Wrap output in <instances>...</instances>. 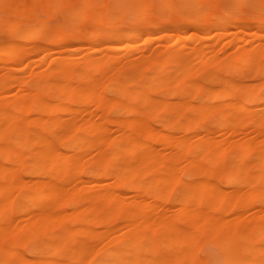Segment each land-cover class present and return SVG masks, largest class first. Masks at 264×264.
<instances>
[{"label": "rangeland", "instance_id": "374dc122", "mask_svg": "<svg viewBox=\"0 0 264 264\" xmlns=\"http://www.w3.org/2000/svg\"><path fill=\"white\" fill-rule=\"evenodd\" d=\"M66 1H67V3L64 5L63 4H57V5L55 4V6H54L53 4H48L47 0H0V42L8 41V40L16 39V38L22 39L23 37H25L27 35V33L32 28L37 27V26H42L45 24L47 25V27L43 28L36 35V39L39 41L40 45L43 46L44 50L40 51V50H36L35 48L34 49L31 48L30 52L26 53V55H24L23 58H21L19 61L15 62V63L5 64L2 60V58H0V80L4 79L8 75H11V77H12V78H10L11 80H10L9 86L7 85L8 88H6L4 90V92L3 91L0 92V94H2V98L7 100V101L4 100V102H3V99L1 98L2 106L8 105V103L10 104L12 99H14L16 97V95H18L20 93L21 94L26 93V92L32 93V92H29V91H32V89H31L32 87L35 90V88L38 85H40V82L42 84V81L48 76L47 74L50 73V71H48L47 70L48 68L46 69V67L48 66V64L51 63V61H50L51 59H52V61H53V58L59 59V60H64V59L69 57L70 59H69L68 63H71L73 65L70 64L72 66L71 67L68 64L71 67L72 71L70 70L71 73L69 72L70 77L68 76V74H66V75H67V79H70L72 81V82H70V80H69V83L73 84L72 86L77 85L80 87H84V86H87L88 84L90 86L91 84L94 83V81H95V83L99 84V85L96 84L97 87L95 86V88H92L93 86L91 85V88L94 89L93 91L95 92V94H99V96H100V98L98 97V99H100V101L99 100H98L99 102L96 101L97 106L95 105V103L93 104L94 101L92 102L91 99H90L91 101L87 100V101H90V103L87 104L88 102L86 101L85 102L86 105L83 104L84 106L79 104V103H75V102L72 104V106L77 108V109H83V111H82L83 113L80 116H78L77 118L84 119V118H89V116H90L94 119L96 117L97 119H102V120H100V123H102L103 118L107 119V117L108 118L110 117L109 119L111 120V118H115L118 116L122 120H126L129 118L128 116H131V114H137V110L138 111L141 110L142 112L145 113L146 124H147L148 129L150 130L151 134H154V135H152V142H151L152 146H150L149 151L152 152L154 154V156L158 157V161L149 164V165H153L152 169H150L151 166L148 165L149 168L147 167V171L150 170L147 172L148 174L145 173L144 175L139 176L136 179L137 182H139V181L141 182V185H142V183L143 184L145 183L144 184L145 186L143 187L144 191H142V193H141V191H139V189L134 190V189L127 187L128 185H126V186L120 185L117 188H114V192L116 191L115 193H117V194L120 193L122 195L123 193L127 192L126 193L127 195L123 194V196H122V197H124V195H126V198L124 197L121 200V201H124L123 202L124 205H121V210H117L119 212L116 211L117 214H116V212H114V213L112 212V214H115L113 216H112V214L111 215L109 214V216H108V213H110V211H112V210L108 209L109 207L106 208V210L109 212H107L104 209V211L107 212V215H106V212H104L103 210L98 208V210L100 209L101 212H103V214H101V217H103V216L105 217V218L103 217V220L101 219L102 221L100 222V217L98 218V216L100 215L99 214L100 212L98 210H97V212L94 210H96L97 207L100 205L99 201H101L103 203L104 200L99 199L100 196H98L97 198H95L97 200L99 199V201L97 203V202H95L97 200H95V201L92 200L93 198H90V196L92 197V195H91L92 191L94 192L95 190L96 191L94 193H96V192L100 193V191H101V194L109 193L112 190V184H111L112 179H111V177H107V176L102 177L103 174H100V177L98 178V180L93 181L94 183L91 182L92 181L91 180V172L96 168L95 167L96 162L94 163L93 161H97V163H98V162L104 161L106 158L109 157L108 155H106V153L112 151V149L114 147V142L116 141V139H118L117 137L119 136V132H120V131L118 132V129L116 130L115 124L113 122H112L113 125L112 124L111 125L108 124L109 126L106 125L105 126L106 129H103L105 131V133L102 134L104 132L103 130H102L103 132L101 131L102 133H100L101 137L105 135L104 136L105 138L103 137L102 141L99 139V141H101V143L98 142V144L96 143L97 145L95 143H93V145H91V147H90L92 149L88 150L89 149L88 148L86 152L84 151L85 154H83V152L79 153V155L83 154L82 156L78 155L79 158L82 159L79 161H81L80 163L83 165V167H82V165L80 164L81 168H79L80 172L78 173L80 176L77 174L76 176H78V177L75 176V177L71 178L69 181L65 182L66 183V184H64L65 186L63 185L65 187L64 190L66 191L64 193H66V194H69L68 187H69V190L73 191L72 188H75V189H81L82 188L83 189V186L85 184V185H87V188H85V190L83 189L82 191H79V190L75 191L76 192V194H74V197L76 196L74 199L75 205L74 204L71 205L67 198H66L67 201H65L63 199L65 204L63 203V200H61V202H59V200H58V202H57V197L55 195H54V197L56 198L55 199L56 202L54 201V197L52 198L53 200L52 199L51 200L43 199L41 202L42 203L41 206L43 207L44 210H48L47 208L53 207L54 203H58L57 206L59 204L61 205L62 203L64 204V205L63 204L61 205L62 207L58 206L59 209L56 208L57 206L55 205L56 206L55 210L57 209L56 211L53 210L54 207L51 208V211L52 210L54 211L56 217L59 214V217L56 219L57 221L59 220V223L57 224V221H55L56 223L52 222L51 225H50V223H47L45 228H42V230L44 229L43 231L39 230L33 236H30L29 231H28L30 229H28V228L32 224L30 219L33 217H30V219L28 217V218H26L27 220H25V218H24L25 215L23 214L22 210L29 208L30 212L32 211L31 214L33 216V214L35 215L40 210H43V209H42V207H41V209H39L40 206H37V204L35 202H34V205L36 204V206H32V205L27 206L25 199H24L25 198L24 195L28 191H31L33 188H35L36 186H38L40 184H42L44 186H48L49 185L48 183H51V182L52 183H58L60 181V179L62 178L63 174H61L59 172H57V173L52 172L49 176V175H47L41 171V172L30 175L26 171H27L28 163H30L31 158H27L25 156L24 160L22 161V163L24 161L26 162V164H24V166H23V168H25V169H23L21 165L20 166L18 165L19 167L16 168L17 171L16 172L14 171V173H13V175L16 178L17 177L20 178V180L17 179L20 183H21V179H22L21 184L23 186L21 185L22 186L21 187L20 185H18L16 188H13L10 186L9 189H7L9 191L7 193V196H8V194L9 195L11 194L10 195L11 198H10V196H8L10 201L8 200V202H5L4 208L10 206L11 209L13 210V211L11 210L12 213H11V211L8 213V217L6 216L7 221H10L9 224L11 223V225L13 226L12 229H9V230H12L13 233L9 230L8 231L11 234L7 233L8 231H5L7 229L4 230L7 234L3 231L6 235H4V234L2 235V232L0 233L1 234L0 237L2 238V239L0 238L1 239L0 248H6L9 246V247H12L14 250L15 249L18 250V253L21 252L20 253L21 255L16 254L18 258L19 257L27 258V256H28L29 259H32V258L34 259L36 257V260H37V258H38V260L40 259L39 261L48 258L50 260L56 259L54 261H57V262L58 261L64 262L63 261L64 259L68 260V258L71 255L75 256L77 253H79L82 249L81 247H83V248L86 247V248H84L85 249L84 255H85V253L88 251V249H87V247H88L91 251L89 250L90 252H87V254H91V252H93V254H91V257L89 256L88 258L86 257L87 254H86V256H84L82 254L83 255L82 257H84V259L86 257V259H87V260H85L86 263H82V264H95L101 260V258L103 257L104 251H106V250L123 251L125 246L127 245V242H125L124 238L128 237L127 239L129 241L128 240L127 241L130 243V244L128 243L129 244L128 246L132 247V249H135V246L137 244H136L134 238L138 235H142L143 233H145V234L150 235V237L155 242L156 247H154L155 249L153 251H155L161 255H164V256L172 255L173 252L178 251L179 247L184 245L183 242H185L184 240H186L184 238L187 236H185L183 238L184 239L183 242H180L181 239L179 240L180 245L178 246V249H175V248H177V246L175 247L172 244L169 246L163 245V247L164 246H166V247L164 249L161 248L162 243L165 241L164 239H166V243L169 242L168 241L169 237L165 236L167 233L163 232L164 230L160 227L161 223H159V220L161 221V217L164 215L162 217V219H165L167 222H170L171 224L173 223L175 225L176 229L178 227L180 229V226H181L182 230H183V227H185L184 229H186V227H187V231H188L189 228H188V224H187L186 220L179 219V220L175 221V219H173L172 216L174 218H176V216H174V215H176L175 211H177V207L180 206L179 204H176V202L179 201L178 203L181 204L187 200L186 194L188 192V189H187V187H185V185L183 186L184 182L186 181L187 183H189V181L193 182V180H196V181L200 180V179L197 180L196 178L205 179V172L203 171L202 168H200L201 166L206 165V167H203V168L204 169L206 168V170H211L213 172L212 175L208 178V182H209V180H210V182L214 181L216 184L214 182H213V184H215V185H212V183H210V182L209 183L214 187L215 186H217L218 188L220 187L223 191H221V190H219V191H221L222 193L225 190H226V192L227 191L230 192L232 189H237V190L239 189L240 190V188H241V190H242L243 189L242 187L246 186L242 182H244L245 184H248L247 185L248 187L246 186L245 189L243 190V192L249 188L250 189L252 188L251 190L249 189V191L253 192V190H255L257 187L264 186V181H262V179L258 182L257 180H259V179L256 176H254V178H253V176L248 177L246 175V173H249V172L252 173L253 171L261 169L262 166H264V165H262L261 162H259L255 159V157L258 154V148H256V147H258V145L264 143V97H262V96H264V84H262V82H264V67H262V64H264V54H262L261 51H260V54H258L259 49H264V37H261L258 40L254 39L255 34H260V35L264 36V26H262V25H264V3H262V1H264V0H253V1L252 0H244V1L243 0H198L200 3V6H201V8H200L201 12L198 11L196 13V22L194 24L191 22L189 23V21L187 20L190 18V14L192 12L191 4L188 0H93V6L95 7L96 10L93 7L92 8L93 11L90 10L86 13V16L84 18L85 20L81 23V27H80L82 34L79 37L69 35L68 38H66V40L52 42V38H53L54 34H56L58 32L60 25L69 26V25L74 24V23L72 24L71 22H67L64 20V16L69 11L71 6H72V8L76 9L81 4L80 0H66ZM29 6H31V7H29ZM64 6H66V7L64 8ZM19 8L22 10H28L29 15H32V18L35 17L36 19L34 18L35 21L34 20L32 21V18H31L30 20H28L29 22H27L29 24L25 23L18 30H11L10 26L12 24L13 19H12V17L6 16L5 14L7 12H10V11L12 12L14 9L16 10ZM188 8L191 10H189ZM135 10L140 11V13H143V15L137 17ZM113 12H116V13L119 12L118 14L119 15L122 14L121 17L125 18L127 21H129V19H130V21L128 23H131L132 21H134V22L136 21V29H137V27H139V28L141 27L140 28L141 31L138 32V35L135 38L130 39V40H128V39H124L121 41L118 40V41L114 42L113 44L116 45L118 48V50L116 49V51L113 50L114 52H112L111 50H107V49L102 48V46H103L102 44L107 45V44H109V42H107V41L104 42L103 40H100V34H99V33H101V30H103V28L104 29H106L107 27L111 28L110 27L111 21H110V23L105 22L104 18L106 16V14L112 15ZM144 12H146L145 15H144ZM133 14H135V15H133ZM210 14L214 15L213 16L214 18L210 17L209 16ZM215 14H217L218 16L219 15H221V16L227 15L230 17L231 22L229 21V24L228 25L226 24L227 26H225L224 30L227 32L224 31L226 33V34L224 33V35H226L224 37H221L222 35L221 36L218 35L219 36V38H218L216 34H213L214 26H212V25L213 24L216 25L217 19H218L217 17H215L216 16ZM115 16H116L115 14L112 15L113 18ZM77 17H78V14L77 13L74 14L75 21H76ZM139 18L142 19L143 21L142 20L140 21ZM36 20L37 21L40 20L41 22L37 23ZM206 20H208L209 22ZM46 21H49V22H46ZM204 21H206V22H204ZM241 22H243L244 24ZM236 23L241 24V25L238 26V24H236ZM93 24H96L98 26V40H100V42L102 41L104 43L101 42L99 44V41H98V44L96 46V48H98V50L88 54V53H86L85 48L87 46L88 33H89L90 29L92 28ZM102 24L103 25L105 24V25L103 26ZM150 24H152V27ZM148 25H150V26H148ZM154 25H156V26L154 27ZM160 25H162V26L160 27ZM146 27L147 28L150 27V32L147 34L145 31H144L145 33L143 32V28H146ZM88 28H89V30H88ZM151 29H153V30H151ZM64 30L66 31V29H64ZM84 30H86V31L84 32ZM163 31L164 32L167 31L166 33H170V34L172 33V36H170L168 39H167V37H162L161 33ZM233 32H234V34H233ZM245 32L248 33V35L247 34L245 35L244 34ZM193 33H195L197 36ZM177 34L181 35L183 38H187L188 41L183 43V45H184L183 47H180L179 49L177 47L176 50L175 49L171 50V52L174 55H176V58L181 60L180 63H182L181 65L179 64V66L177 65L178 63H176V64H174V66H172L173 64L168 65V63H169V62H167L168 59H165L167 61L164 60V58H165L164 52L165 51H163L164 48L162 47V44H163V46H165V44L168 45V43L170 44L172 42L171 40H174L175 37L179 36ZM192 34H193V36H195L194 38H192V36H191ZM184 36H186V37H184ZM71 37H72V39H71ZM157 38H159V39H157ZM235 38H239L240 41L234 40L232 42H229L230 40L235 39ZM187 39H185L184 41H186ZM161 40H165V41H161ZM61 42H63V43H61ZM65 42H68V43L70 42V44L65 43ZM23 46L27 48L26 44H23ZM130 48H131V50H130ZM53 49H55L56 51ZM102 49H104L106 51H103ZM126 49H129V51ZM200 50H202V51H200ZM52 51H54V52H52ZM198 53L201 54V56ZM211 54H212V57L209 59V56H211ZM239 54L251 55L253 60H254L253 61L254 65L252 64V66L245 67V68L240 67L239 61L236 58ZM195 55H196V57H195ZM197 55L200 57H198ZM197 58L198 59L200 58V59L198 60ZM88 59L89 60L93 59L91 61L96 63L91 71L90 70L88 71L86 69V66H85V63ZM204 59H205V62H204ZM211 59L215 60V61L213 60L214 65L211 64L212 63ZM102 60L104 63L102 62ZM207 60H209V61H207ZM230 60H232L233 63ZM79 61H80V64H79ZM160 61H162V62H160ZM195 61L197 62V64ZM198 61H200L199 64H198ZM157 62L160 63V64H158V67H157ZM165 62H167V63H165ZM194 62H195V64H194ZM201 62H204V63L201 64ZM234 62H236V63H234ZM215 64H216V66H215ZM133 65L135 67H133ZM161 65H162V67H161ZM186 66L189 67L188 68L189 72L187 71L189 74L186 72L185 73L188 74L189 76H187L185 73H183L184 74V77H183V75H181L180 72L178 74V71H179L178 67L181 69V68H184ZM233 66H234V70L230 71V69H233ZM236 66H237V68H236ZM176 67H177V69H176ZM176 70H178L177 73H176ZM46 71H48L49 73H47ZM84 71L86 73L88 72V74L92 75L91 77H93V78L90 77V80H92V79L94 80V78H95L99 83L96 80H94L93 82H91V81L89 82V79H87L86 76H85L86 78L83 77L82 80H81V78H76V76L78 74H81ZM210 71L212 73L213 72H215V73L212 74V73H210ZM89 72H91V73H89ZM113 72L115 73V75L112 77V75L114 74ZM229 72H230V74H229ZM117 74H119V75H117ZM176 74H178V75H176ZM208 74H210V75H208ZM137 75H139V76H137ZM180 75L184 78L183 81H182V78ZM212 76H216L215 77L216 79L212 78ZM59 77H61V75L57 77L60 80L61 84H64L65 81L66 82L68 81L66 79V77L62 76L63 77L62 80L65 79L63 81ZM79 77H81V76H79ZM84 78L87 80H85ZM155 78L159 81L153 86L150 85V86H152V87H150L149 86V83H151L150 80H153ZM111 79H113V81ZM218 79H219V81H218ZM20 81H24L22 83L23 85L19 84ZM192 81H194V82H192ZM230 81H232V82H230ZM113 82H115V83H113ZM227 82L230 84L232 83L233 85H236V83H237L236 86H238L240 88L251 86L250 88L252 89L253 93L254 94L256 93L257 95H259L262 98V100L260 99L259 102H255V103L251 104L250 105L251 110L248 109L249 111L248 110L241 111V112L239 111L236 117H232V118L228 119V121L226 122V127H232L235 129L236 132L231 133V134H225V137H226L225 139H227V141H228V139L230 140V141L225 143L226 140H224V142L223 141L220 142V140H219L221 138L220 135L222 134V132L224 133L225 130L222 131L223 128L220 126V124H218L214 121L215 120L214 118H216V115L220 114V112L222 110H224L225 105L231 101H229L227 99L226 100L225 99H216V100L212 101L208 97V95H207L208 92L206 90H209V89L218 90L219 87L220 88L225 87ZM69 83H68V85H71ZM190 83L192 84V86ZM193 83H196L195 84L196 86H194ZM100 85L102 86L101 87L102 90L100 88ZM118 85L121 86V89H119ZM176 85H177V87H176ZM106 87H108L109 89L108 88L106 89ZM103 89H104V91H103ZM131 93H132V95H131ZM134 93H136V94L139 93L138 94L139 97L136 96V98L132 100L131 97L133 96ZM145 93L148 96L150 95V97H148L151 100L150 103L151 102L156 103V102H159V100L165 101V103H167L166 109L163 111V114L165 115L164 121H157L156 120L155 114H157V113L153 112V114H152V112L149 109L150 106L148 105L147 102H145L143 100V96L146 95ZM49 95L51 96V92L47 91V92L42 94V98L44 97L45 100H50ZM104 95H105V97H104ZM95 96H97V95H95ZM140 96L142 98L141 100L144 102H141ZM106 97H108V98H106ZM114 97L115 98L119 97L118 100L121 99V100H119L120 104H121L119 111H117V112L114 111L113 109L115 106L113 104L111 105V103L109 102L110 106L103 107L105 109H103L102 111L105 113L104 110H106V113L105 114L102 113V117H97L96 115L91 116L92 115L91 113L99 112V110L98 111L96 110L97 112L96 111L94 112V110H95L94 108H96V109L101 108L100 105H103L102 102L103 103H104V101L108 102L107 100L111 101V99L113 100ZM103 99H104V101H103ZM138 99H139V101H137ZM149 99H148V101H149ZM134 100H136L137 102H135ZM243 100H245V96L243 94L236 95L235 101L232 102V109L235 108L237 102L243 101ZM62 102L65 103L66 100H63ZM51 103H54V102L52 101ZM136 103H138V104H136ZM122 104H123V106H122ZM137 107H138V109H137ZM141 107H142V109H141ZM107 108H108V110H107ZM28 110H26L24 114L27 117L29 116L28 118H30L31 116L33 117V115H35V113L33 111H31L30 109H28ZM201 111H203L204 114L201 115V113H203ZM113 113H115V114L113 115ZM146 113H148V114H146ZM199 113H200V115H199ZM99 114H101V112H99L98 115ZM65 116H67V115L64 114L61 116V118L65 117ZM29 124L32 125L33 123L29 122ZM31 125L27 126L28 129L29 128L31 129ZM126 125H127V123H126ZM38 126L39 125H37V127ZM131 126H132V124H131ZM174 126L177 128L176 131L175 130L170 131V130H172V127H174ZM201 126H202V130L200 128ZM37 127H36V130H41L40 129L41 127H39V129ZM123 127H124V129L127 127L125 130L129 129L128 125L126 127L122 126V128ZM183 128H185V129L183 130ZM205 128L211 129L209 131H210V133L212 132L213 134H210L212 136V139L208 142L207 147L202 148L203 150L205 149L208 151V148L210 147L209 149L212 150L215 154H217L218 151H221V150L224 151L225 150L224 153L225 152L230 153V155H231L232 152H236V150H238V145H240V144L242 145L244 143H247L249 147L251 146V149H252L250 151L251 153L247 156L246 161L243 164H241V167H243L242 171H243L244 175H243L242 181L239 182L238 184H237V182H231V183H229L231 185H228L224 181L226 174L231 170L230 168H231V162H232V157H230V155H228L226 153L225 154L227 155L226 156L227 158L226 157H223V158L220 157L218 159H215V161L214 160L213 161L206 160L207 161L206 162L204 155L207 151L204 150V152H203V150H202L201 154L203 156L202 155H200V156H202V159L204 157V159L202 161L201 166L200 165L197 166V169L195 167L196 165L195 166L193 164L186 165L187 163H186V161H184L185 159L176 160L175 154L179 153V147L178 146H177L178 148L176 147V143L179 140V138H181L183 135H185V137H186L188 134V136L190 137L191 140L194 138L196 139V135H199V133H201V132H202V134H200L201 137H199V136H197V137L205 138V136H207L206 135L207 130H205ZM212 128L214 130H212ZM257 128H259L260 131ZM65 131L62 130V132L61 131H59V133L57 132V134H60V133L62 134V135L60 134V136L63 138L62 140H65L66 137L69 135L68 130L66 131L68 133H66ZM194 131H196L198 133L196 134V132H194ZM203 131H205L206 134L203 133ZM63 132H65V134H63ZM220 132H221V134H220ZM129 133H130V135H129ZM129 133H127V135H124V138H122L123 135H121L122 143L123 142L126 143L128 140L130 141L131 138H134V137L135 138H138V137L141 138L140 134H138L136 132H134V133H136L137 135L134 134L133 131L129 132ZM66 134H68V135L66 136ZM132 134H134L135 136H133ZM63 135L65 137H63ZM189 137H188V139H189ZM28 140L29 139H27V141L24 143L26 145V152H27L26 154H28V153L32 154L36 151V147H30L28 145V143H29ZM62 140L60 138V141L58 140L59 142H57V140H56V142L54 143L55 152H57L58 154H63L66 151H68L69 148L72 147V144H68ZM164 140L167 141V145L169 144V146L161 148V143L164 142ZM188 142H190V140H188ZM230 142H231V144L234 143L235 145L234 144L231 145ZM94 144L96 145L95 148L99 147L98 150L99 149L100 150L98 152L100 155L97 153V150L95 152V150H94L95 148H93ZM189 144H191V143H189ZM229 148H230V150H229ZM253 148L255 151L253 150ZM177 156H179V154ZM253 156H255V157H253ZM96 158H98V159H96ZM167 159L171 161V163L174 167V170H175L174 178L176 177V180L174 182L175 184H173V186L170 188L171 190L163 191L162 189H160V190H162L161 191L162 194H161L160 190L157 189L156 186L154 185V181H155V179H157L156 178L157 175L158 176L161 175L159 173L158 167L159 168L162 167L165 164V162H167ZM83 160L84 161L87 160L88 162L85 161L84 162L85 164H83ZM89 160H93V161H89ZM0 162H1V160H0ZM86 162L90 166L93 163L94 166L92 165L93 167H90V166L86 165L87 164ZM251 162H253V163H251ZM173 163H175V164H173ZM140 166H142V165H140ZM207 168H209V169H207ZM89 169L92 171H90V172L87 171ZM85 170H86V172H84ZM188 170L189 171L191 170L190 171L191 174L188 173L189 172ZM217 171H219V172H217ZM156 173H157V175H156ZM59 174H61V175H59ZM152 174H154L155 176ZM221 175L223 176V178ZM151 177H155V178H153V180H152ZM178 178H180V180ZM147 179L152 180V181H149L152 183H149ZM181 179L182 180L185 179V181H183V183H182ZM176 181H178V183L180 181V184L176 183ZM196 181H194V184L199 185V187L201 188L199 191H198L199 187L196 188L197 189L196 195L198 194L197 195L198 198L195 196L198 199V201H196V203H197L196 205L203 207V210H204L203 211V214H204L203 219L204 220L207 219L211 214H214V213H218L219 216L222 218V220H224L225 218H228V217L233 218L234 216H236L235 218L237 220V218L239 217L238 214H240L241 220H242L241 222L243 224L238 222L240 220L239 219L237 221L238 223H236V221H235V224H233L231 226L232 227L231 229L233 231L230 229V227L227 229L226 228H223V229L220 228L218 230L217 229L215 230V231H217L216 233L213 232L214 230L212 228H211L212 231H209L210 225L205 224V226H207L209 229L204 227L205 229L203 228L201 230V232L198 235L199 237L197 236L196 239L194 238L196 240V242L192 243V245L194 244V246L196 245V247H194L191 252L195 251L194 255L196 257L192 253L191 260L186 261L188 263H186L185 261H182V262H178V264H199V263L200 264H217L219 262V260L221 259V257H220L221 252H229V251L234 250L235 247H237L241 243V239L244 237H247L249 235L250 227L252 225L250 221L253 222L252 219H256L255 221H257V220L261 221L260 223L264 222V219H262V218L260 219V216L261 217L264 216V201H262V199L260 197V196H264V191H260V193H259V191H257L252 195V197H250V199L247 198V200L245 201V204H244L245 210L241 207L243 198L238 197V198L233 199L234 201H231V199H230L231 195L230 194L235 192V191L231 192L230 194H228V193L226 194V192H224V194H222V196L225 195L226 198L224 199V196H223L221 199L222 202L220 200L219 201L220 203H217L216 204L217 206H216L215 203L212 205L214 199L210 200L211 196L209 195V193L207 195L206 192H203V188H202L203 184L200 185V184L196 183ZM0 182H1V178H0ZM88 182H90L89 184H92L90 186L93 188H91L90 186L88 187V185H89V184H87ZM146 182H147V184H146ZM67 183H68V185H67ZM187 183H186V186H187ZM199 183H201V181ZM149 184H151V185H149ZM66 185H67V187H66ZM124 186L127 188H125ZM236 187H238V188H236ZM86 189H88V190H86ZM147 189L150 190L151 192L146 193L145 191L148 192ZM164 189L166 190L167 188H164ZM184 189H186L187 192H185ZM123 190H124V192H123ZM152 190H153V192H152ZM174 190H177V192H175ZM71 191H70V193H71ZM78 191H79V193H78ZM84 191H86L87 193L86 192L84 193ZM135 191H137V193ZM182 191H184V192H182ZM151 193L153 195H151ZM247 193H248V190H247ZM258 193L260 194V196ZM117 194L115 196H117ZM120 194L118 196H120ZM154 194H155V196H154ZM244 194H246V193H243V195H242L243 197L245 196ZM20 195L23 197L19 198ZM219 195H220V192L218 193V196ZM247 195L248 194H246V196ZM249 195L251 196V193ZM17 196H18V198H17ZM84 196H85V199H84ZM86 196H87V198H89V201H86ZM216 196H217V194H216ZM8 197H6V198H8ZM127 197L131 200V202L129 201V199L127 201ZM227 197H228V199H230V201L232 203L234 202V205L231 204L230 201L228 203L230 207L225 203V200L227 199ZM247 197H249V196H247ZM132 198H134L133 200L138 201V202L134 201V207H133L134 209L136 208L135 211L138 212V213H136V215L140 214V211L137 210L138 208H140V210L143 209L142 208L143 206H141L142 205L141 203H143L144 207H145V210L143 211L144 213L151 211L149 213V215L151 214V216H148V213H147V217L145 216V214L143 212H141L142 214L140 216H142V217H140V218H142L143 222L147 221L151 217V220H149L150 222H148V223L150 225H152L153 222H155V220H157V218H160L158 221H156L157 224H159L158 226H157V224H155L156 222L153 224V226H151L152 228L154 227L152 230V233H151V231H149L150 229L148 230V229L142 228V227H146V226L149 227L150 226L149 224H148L149 225L148 226L147 223L145 222L146 224L145 223L144 224L146 226H143L144 224H141L142 225L141 226L138 222L139 221L138 219H137V221H135L137 216L134 215L136 217V218L134 217V219H133V217L127 216V210L132 208V201H133ZM158 198H160V199H158ZM196 198L194 199L193 202H195ZM262 198H264V197H262ZM120 199H121V197H120ZM125 199L127 202H130V205L125 201ZM217 199L218 198H216V200ZM1 200H2V202L7 201V199H5V198L0 199V201ZM146 200L150 204L151 209H150V206H148L149 204L147 203ZM159 200H162L163 203H161L162 201H160L158 203ZM209 200L211 202H209ZM15 201H17V202H15ZM140 201H141V203L139 204ZM142 201H144V202H142ZM255 201H257L258 203H256ZM18 202H20V203H18ZM73 203H74V201H73ZM91 203L93 206V208L91 206L92 209H94V205L96 206V208L94 210L89 208ZM123 203L121 202V204H123ZM125 203H127V204H125ZM135 203H137V205ZM17 204H18V206H17ZM66 204H67V206H66ZM69 205H70V207H68ZM176 205H178V206H176ZM124 206H125V208H124ZM126 206H128V207H126ZM204 206H206V207L208 206V208L206 209V207H204ZM218 207H221V209H220L221 211L218 210ZM225 207H226L227 211L224 210ZM16 208H17V210H16ZM50 208H49V210H50ZM87 208H89L92 212H90L89 209L86 211ZM14 210L18 211V213ZM217 210H218V212H217ZM248 210H250V212L254 211V213H252V214H254V216H250L248 218L247 214L252 215L251 213H248L249 212ZM35 211H37V213H33ZM93 211H94V213H93ZM125 211H126V213H125ZM223 211H225V214H223ZM71 212H72L73 216H72V214H70ZM88 212H90V214H88ZM78 213H80V214L76 215ZM104 213H105V215H104ZM64 214H65V217L67 216L66 218L62 217V216H64ZM68 214H70L72 218L70 216H68ZM161 214H162V216H161ZM22 215H24V216H22ZM159 215H160V217H159ZM206 215H207V218H206ZM83 216L84 217L86 216V217L83 218L82 222L79 221L81 219V217H83ZM125 216H127V217H125ZM87 217H88L89 222H87V221L83 222L84 219H86ZM167 217L169 220H167ZM242 217H243V219H242ZM67 218H69V219H67ZM90 218H92L91 222H90ZM93 218H95L96 220ZM126 218L128 220H126ZM143 218L146 220L144 221ZM230 218H228V220ZM247 218H248V220H247ZM66 219L68 220V222ZM132 219L136 222L135 223L136 225L138 223L141 226V228L138 226L139 227L138 229H136L137 228V226H136L134 232L130 231L131 234L132 233L136 234V236H134L135 234H132L134 237L129 236L131 234H127V232L124 234L121 233V231L123 229H124L123 231L125 232V226L127 225L128 222H129L128 224H130V222H131V224H132V222H134ZM249 219H250V221H249ZM65 220H66V222H65ZM152 220H154V221H152ZM233 220H235V219H232V221ZM27 221H29L31 224L26 225L25 223ZM76 221L80 226L79 225L77 226ZM225 221H227V220L225 219ZM245 221H247V222H245ZM13 222H15L14 225L12 224ZM20 222H21V224H20ZM32 222H33V220H32ZM90 223H93V224H90ZM140 223H142L141 219H140ZM239 223H240V226H239ZM15 224L18 227H20V226L21 227L20 228L17 227L18 228V230H17ZM18 224H20V226ZM52 224H54L55 226ZM241 224H242V226H241ZM249 224H251V225H249ZM262 224H264V223H262ZM243 225L246 226L245 228H247V229H245ZM62 226H64V227H62ZM66 226H68V228H66ZM70 227H78V228L80 227V230L82 227L83 228L85 227L84 229L87 228V229L92 231L91 234H90V232H88V234L93 235V236L89 237L87 235V238H86L85 235L82 236L83 234L79 235L78 232H80V230L78 231L75 228H73V230L75 229L74 233L76 232L75 234H76L77 238L75 237V238L64 239L63 236H60V234H58V232H60L62 234V231L64 230V228L65 229H72ZM121 228H123V229H121ZM15 229L17 230L16 232H15ZM119 229H121L120 232H118ZM20 230H23L22 234H20L21 233V232H19ZM106 230H108V231H106ZM159 230L161 233L159 232ZM112 231H113V234H112ZM138 231H139V233H138ZM141 231L143 233H141ZM166 231L168 232L169 230H166ZM177 231H175V232H177ZM179 231H181V229ZM103 232H106V234H104ZM107 232H110L112 238L115 237L113 235H115V234L119 235V233H121L120 236H122L123 238H121L120 236L117 235L119 237L117 240H115V238L109 239L110 240V242H109L108 238L110 235L108 236ZM130 232H128V233H130ZM169 232H172V231H169ZM99 233H101V234L99 235ZM102 233L104 234V237H103ZM155 233H156V235L154 236ZM164 233H166V234H164ZM212 233L214 236L212 235ZM238 233H239V236H237ZM126 234H127V237H124V236H126ZM172 234H174V233H171V235ZM17 235H18V238H17ZM101 235H102V237H101ZM159 235H160V237H159ZM163 235L166 238H164ZM78 236L81 239H82V237H85L86 240L83 238L81 241H83L85 244H87V246H85V244H83L84 246L82 245V243L80 242V238H78ZM105 236L108 238H106ZM55 237L62 238L63 240L61 241L60 239L55 238ZM129 237H131V238H129ZM20 238H21V240H20ZM203 238L206 240H204ZM29 239H31V240L29 241ZM34 240H37V241H34ZM40 240H41V244H39ZM112 240H114V241H112ZM30 242H31V244H30ZM59 242H61V243H59ZM106 242L107 243L109 242V243L107 244ZM203 242H204V244H203ZM27 243L29 245H27ZM77 243H79L78 244L79 246L77 245ZM123 243H125V244H123ZM166 243L164 242L163 244H166ZM105 244H106V246H104ZM38 245H40V246H38ZM47 245H50V247H52L50 249V251H47L46 247H43V246H47ZM117 246H119V247H117ZM191 246H190V250H191ZM32 247H35V250H34L35 254L33 252H31L32 249H30V248H32ZM79 247L81 249H78ZM223 247H226V248H223ZM27 248H29V249L27 250ZM195 248H196V250H194ZM162 249H163V251H162ZM170 250L171 251L173 250V251L171 252ZM26 252L28 253V255ZM75 252H77V253L75 254ZM147 252H149V249ZM191 252H190V255H191ZM145 253L146 252H144V253L142 252V256ZM2 254L4 255L3 251H0V255L3 257ZM165 254H168V255H165ZM17 257L15 259H17ZM75 257H77L79 260L81 258V261H84L82 259L80 253ZM22 259L23 258H21V260L20 259H18V260L22 261ZM79 260H78V263L81 262ZM95 260H97V261H95ZM168 262L169 261H167L165 263H168ZM170 262L172 264L174 263L173 260ZM78 263H76V264H78ZM165 263H163V264H165ZM171 263H168V264H171ZM37 264H44V263L41 261V262H38ZM140 264H142V263H140ZM175 264H177V263L175 262Z\"/></svg>", "mask_w": 264, "mask_h": 264}, {"label": "bare ground", "instance_id": "6f19581e", "mask_svg": "<svg viewBox=\"0 0 264 264\" xmlns=\"http://www.w3.org/2000/svg\"><path fill=\"white\" fill-rule=\"evenodd\" d=\"M189 2H190V4H191V9H192V12H191V14H190V18L189 19H187L188 21H189V23L191 22V23H195L196 22V13L199 11V12H201L200 11V8H201V6H200V3H199V1L198 0H188ZM244 1V0H243ZM253 1V0H252ZM14 2V1H13ZM18 2V1H17ZM39 2V1H38ZM70 2V1H69ZM72 2V1H71ZM76 2V1H75ZM202 2V1H201ZM40 3V2H39ZM38 3V4H39ZM47 3L48 4H53L54 6H55V4L57 5V4H66L67 3V1L66 0H47ZM80 6L78 7V8H72V6H71V8L69 9V11L66 13V15L64 16V20L65 21H67V22H71L73 25H69V26H63V25H60L59 26V30H58V32L56 33V34H54V36H53V38H52V42H57V41H63V40H66V38H68V36L69 35H71V36H75V37H79L81 34H82V31H81V23L85 20L84 18H85V16H86V13L88 12V11H90V10H92V8L94 7L93 6V0H80ZM237 3V2H236ZM262 3H264V1H262ZM25 4V3H24ZM203 5V4H202ZM189 6V5H188ZM8 7V6H7ZM15 7V6H14ZM29 7H31V6H29ZM66 6H64V8H65ZM68 7V6H67ZM16 8V7H15ZM23 8V7H22ZM94 9H95V7H94ZM163 9V8H162ZM189 9V8H188ZM191 9H189V10H191ZM96 10V9H95ZM161 10V9H160ZM93 11V10H92ZM220 11V10H219ZM207 12V11H206ZM218 12V11H217ZM78 14V17H77V19H76V21H75V19H74V14ZM104 13V12H103ZM119 13V12H118ZM118 13H116V12H113V14L112 15H116L114 18L112 17V15L111 14H106V16H105V18H104V21L105 22H109L110 23V21H111V28H106V29H104L103 28V30H101V33H99L100 34V40H103L104 42L105 41H107V42H109V44H107V45H105V44H102L103 46H102V48H104V49H107V50H111L112 52H114L113 50H115L116 51V49L118 50V48H117V46L116 45H114L113 43L114 42H116V41H118V40H124V39H128V40H130V39H133V38H135L137 35H138V32L139 31H141V27L139 28V27H137V29H136V21L134 22V21H132L131 23H128L129 21H130V19H129V21H127L125 18H122L121 17V15H119ZM135 13H136V16L137 17H139V16H142L143 15V13H140V11H138V10H135ZM31 14V13H30ZM102 14V13H101ZM124 14V13H123ZM146 14V12H144V15ZM150 14V13H149ZM212 14V13H211ZM209 15L210 17H212V18H214L213 16L214 15ZM6 16H10V17H12V19H13V21H12V24H11V26H10V29L11 30H18V29H20V27L21 26H23L25 23H27V22H29L28 20H30L31 18H32V15H29V13H28V10H22V9H14L12 12L10 11V12H7L6 14H5ZM95 15V14H94ZM133 15H135V14H133ZM148 15V14H147ZM216 16L215 17H217L218 19H217V23H216V25H214L213 23V25L212 26H214V28H213V30H214V32H213V34H216L217 35V37L219 38V36H221V37H224V36H226V35H224V33L225 32H227V31H225L224 29H225V26H227L228 24H229V21H230V17L229 16H227V15H217V14H215ZM96 16V15H95ZM124 17V16H123ZM126 17V16H125ZM136 17V18H137ZM35 18V17H34ZM34 18H32V21L34 20L35 21V19ZM134 18V17H133ZM132 18V19H133ZM135 18V19H136ZM211 18V19H212ZM140 19V18H139ZM103 20V19H102ZM137 20V19H136ZM142 19H140V21H141ZM232 20V19H231ZM37 21V20H36ZM138 21V20H137ZM143 21V20H142ZM206 21H208V20H206ZM206 21H204V22H206ZM39 22H41L40 20H38L37 21V23H39ZM44 22V21H43ZM46 22H49V21H46ZM209 22V21H208ZM231 22V21H230ZM156 23V22H155ZM241 23H243V22H241ZM27 24H29V23H27ZM26 24V25H27ZM35 24V23H34ZM106 24V23H105ZM104 24V25H105ZM139 24V23H138ZM227 24V25H226ZM236 24H238V23H236ZM244 24V23H243ZM242 24V25H243ZM86 25V24H85ZM103 25V24H102ZM103 25V26H104ZM140 25V24H139ZM151 25V27H152V24H150ZM150 25H148V26H150ZM157 25V24H156ZM156 25H154V27L156 26ZM239 25H241V24H238V26ZM142 26V25H141ZM162 25H160V27H161ZM262 26H264V25H262ZM45 27H47V25L45 24V25H42V26H37V27H34V28H32L28 33H27V35L25 36V37H23L22 39H19V38H16V39H12V40H8V41H2V42H0V58H2V60H3V62L5 63V64H9V63H15V62H17V61H19L21 58H23L24 57V55H26V53H28V52H30L31 50V48H35L36 50H44L43 49V46L42 45H40V43H39V41L36 39V35L43 29V28H45ZM88 27V26H87ZM143 27V26H142ZM158 28V27H157ZM64 29H66V31L64 30ZM85 29V28H84ZM88 30H89V28H88ZM151 30H153V29H151ZM86 30H84V32H85ZM146 32V34L147 33H149L150 32V27L149 28H143V32ZM225 31V32H224ZM142 32V33H143ZM144 32V33H145ZM167 32V31H166ZM166 32H162L161 34H162V37H167V39L170 37V36H172V33L170 34V33H166ZM230 32V31H229ZM232 32V31H231ZM174 33V32H173ZM86 34V33H85ZM175 34V33H174ZM173 34V35H174ZM193 34H195V33H193ZM193 34L191 35L192 36V38H194L195 36H193ZM212 34V35H213ZM226 34V33H225ZM233 34H234V32H233ZM245 35L247 34L248 35V33H244ZM177 35H179V34H177ZM196 35V34H195ZM219 35V36H218ZM19 36V35H18ZM39 36V35H38ZM197 36V35H196ZM184 37H186V36H184ZM201 37V36H200ZM261 37H264V36H262V35H260V34H255V38L254 39H256V40H258L259 38H261ZM71 39H72V37H71ZM70 39V40H71ZM157 39H159V38H157ZM185 39H187V38H183L181 35H179V36H177V37H175L174 38V40H171L172 42L169 44L168 43V45L167 44H165V46H163V44H162V47L164 48V50L163 51H165L164 52V60L165 59H168V61L167 60H165V61H167V62H169L168 63V65H172V66H174V64H176V63H178L177 65L179 66V64L181 65L182 63H180V59H177L176 58V55H174L172 52H171V50L173 49H175L176 50V48L178 47V49L180 48V47H183L184 45H183V43L184 42H187L188 41V39L186 40V41H184ZM200 39V38H199ZM221 39V38H220ZM100 40H98V26L96 25V24H93L92 25V28L90 29V31H89V33H88V39H87V46H86V53H92V52H94V51H96V50H98V48H96V46H97V44H98V41H99V44L102 42H100ZM219 40V39H218ZM234 40H238V41H240V39L239 38H235V39H232V40H230L229 42H232V41H234ZM72 41V40H71ZM161 41H165V40H161ZM216 41V40H215ZM104 42H102V43H104ZM60 43V42H59ZM61 43H63V42H61ZM65 43H68V42H65ZM76 43V42H75ZM78 43V42H77ZM23 44H26L27 45V48L26 47H24L23 46ZM68 44H70V42L68 43ZM182 45V46H181ZM129 48V47H128ZM132 48V47H131ZM131 48H130V50H131ZM101 49V48H100ZM104 49H102L103 51H106V50H104ZM168 49V50H167ZM53 50H55V49H53ZM126 50H128L129 51V49H126ZM170 50V51H169ZM56 51V50H55ZM110 51V52H111ZM200 51H202V50H200ZM211 51V50H210ZM260 51H261V53L262 54H264V49H259V52H258V54H260ZM52 52H54V51H52ZM127 52V51H126ZM128 53V52H127ZM212 53V52H211ZM124 54V53H123ZM199 54V53H198ZM213 54V53H212ZM212 54H211V56H209V59L212 57ZM261 54V55H262ZM200 56H201V54H199ZM198 56V55H197ZM200 56H198V57H200ZM167 57V58H166ZM195 57H196V55H195ZM237 60L239 61V64H240V67H250V66H252V64H253V58H252V56L251 55H249V54H239L237 57ZM69 57L68 58H66V59H64V60H59V59H55V58H53V61H52V59L50 60L51 61V63L50 64H48V66L46 67V69L48 70V71H50V73L48 72V71H46L47 73H49V74H47L48 76L42 81V84H41V82H40V85H38L36 88H35V90L33 89V87L31 88L32 89V91H29V92H32V93H20V94H18V95H16V97L14 98V99H12V101L10 102V104L8 103V105H3L2 106V101H1V98H2V94H0V160H1V162H0V178H1V182H0V199H2V198H5V199H7V201H4V202H2V200L0 201V233L2 232V235L4 234V235H6L7 233H9V234H11L9 231H11L12 232V230H9V229H12V225H11V223L9 224V222L10 221H7V217H8V213L12 210L11 209V207L10 206H8V207H6V208H4V204H5V202H8V200H9V197L8 196H10L9 194H8V196H7V193L9 192L7 189H9V187L11 186V187H13V188H16L18 185H22L21 183H22V179H21V183L18 181V180H20V178H16L14 175H13V173H14V171L16 172L17 171V167H19L20 165L22 166V168H23V166H24V164H26V162L24 163H22V161L24 160V158H25V156L27 157V158H31V160H30V163H28V166H27V173L28 174H35V173H38V172H43V173H45V174H47V175H49L50 176V174L52 173V172H59V173H61V174H63V176H62V178L60 179V181L58 182V183H48L49 185L48 186H44V185H42V184H40V185H38V186H36L35 188H33L31 191H28L24 196H25V202H26V204H27V206H36V204H37V206H40V208L39 209H41V205H42V200L43 199H47V200H51L53 197H54V195L57 197V202H58V200H59V202H61V200H65V201H67V199H68V201H69V203L72 205V204H74L75 205V197H74V194H76V192L75 191H77V190H79V191H82L83 189L85 190V188H87V185H85L84 184V186H83V189L81 188V189H75V188H72V190L74 191H71V190H69V187H68V191H69V194H66V193H64V192H66L64 189H65V185L64 184H66L65 182L66 181H69L71 178H73V177H75L80 171H79V168H81V161H79V160H82V159H80L79 158V156H82L83 154H85L84 153V151L86 152L87 151V149L88 150H91L92 148H90L91 147V145H93V143H97L98 144V142H100L101 143V141L103 140V137L105 136H102L101 137V134L100 133H102L104 130L103 129H106V125H108V124H112L113 125V123L115 124V128H116V130L118 129V132H119V136L117 137L118 139H116V141L114 142V147H113V149H112V151L111 152H108V153H106V155H108L109 157L108 158H106L104 161H101V162H98L97 163V161H93V160H89V161H93L94 163L96 162V165H95V169L92 171V170H87V171H92L91 172V182H93V181H95V180H98V178L100 177V174H103L102 175V177L103 176H107V177H111V179H112V182H111V184H112V190L109 192V193H103V194H101V191H100V193H94L93 191H92V197L90 196V198H93L92 200H97V199H95V198H97L98 196H100V198L99 199H103L104 201H103V203L101 202V201H99V199L97 200V201H95V202H97L98 203V201L100 202V205L97 207V209L96 210H94L95 208H96V206L94 205V209H92L93 208V206H92V203L90 204V209H92V210H94V211H96L97 212V210H98V208H100L101 210H103L104 211V209L106 210V208L107 207H109L108 209L109 210H112V211H110V213H108V216H109V214L111 215L112 214V212L114 213V212H116L117 210H121V205H124V201H121L122 200V198H126V193H123V194H126V195H124V197H122L123 196V194L121 195L120 193V196H118L119 194H117V193H115L114 192V188H117L118 186H120V185H128L127 187H129V188H131V189H134V190H138L139 189V191H141V193H142V191H144V189H143V187L145 186L143 183H142V185H141V182L139 181V182H137L136 181V179L139 177V176H142V175H144L145 173H147L148 171H150V170H148L147 171V167H148V165L149 164H151V163H154V162H156V161H158V157H156V156H154V154L152 153V152H150L149 150H150V146H152L151 145V142H152V135H154V134H151V132H150V130L148 129V127H147V124H146V116H145V113L144 112H142L141 110L140 111H138L137 110V114H131V116H128L129 118L128 119H126V120H122L120 117H115V118H111V120L107 117V119L105 118H103V122L102 123H100V120H102V119H97L96 117L93 119L92 117H90L89 116V118H84V119H82V118H77L78 116H80L83 112V109H77V108H75V107H73L72 106V104L75 102V103H79V104H81V105H83V104H85V102L87 101V100H92V102H93V104L95 103V105L97 106V103H96V101H100V99H98V97L100 98V96H99V94H95V92L93 91L94 89H92V88H95V86L97 87V85H99V84H97V83H95V81L94 80H96L95 78H94V80L92 79V80H90V77L92 76V75H90V74H88V72L86 73L85 71L83 72V73H81V74H78L79 76H81V77H79L78 75L76 76V78H81V80H82V78L83 77H87V79H89V82L91 81V82H93L94 81V83L93 84H91L93 87L91 88V85L89 86V84L87 85V86H84V87H80V86H77V85H74V86H72L73 84L72 83H69V80L70 79H67V75L66 74H68V76H69V72L71 73V65H73V64H71V63H68V61H69ZM198 59V58H197ZM200 59V58H199ZM198 59V60H199ZM91 60H93V59H88L87 61H86V63H85V66H86V69L89 71H91L92 70V68L95 66V64L96 63H94L93 61H91ZM212 60V59H211ZM214 60V59H213ZM212 60V63L211 64H213L214 63V61ZM82 61V60H81ZM197 61V60H196ZM195 61V62H196ZM207 61H209V60H207ZM230 61H232V60H230ZM237 61V62H238ZM85 62V61H84ZM102 62H103V60H102ZM114 62V61H113ZM160 62H162V61H160ZM164 62V61H163ZM167 62H165V63H167ZM195 62H194V64H195ZM199 62L200 61H198V64H199ZM204 62H205V59H204ZM204 62H201V64L202 63H204ZM104 63V62H103ZM210 63V62H209ZM232 63H233V61H232ZM234 63H236V62H234ZM71 66H69V65ZM79 64H80V61H79ZM158 64H160L159 62H157V67H158ZM196 64H197V62H196ZM148 65V64H147ZM165 65V64H164ZM210 65V64H209ZM214 65V64H213ZM254 65V64H253ZM28 66V65H27ZM146 66V65H145ZM176 66V65H175ZM215 66H216V64H215ZM24 67V66H23ZM29 67V66H28ZM131 67V66H130ZM133 67H135L134 65H133ZM161 67H162V65H161ZM181 67V66H180ZM262 67H264V64H262ZM164 68V67H163ZM175 68V67H174ZM188 68L189 67H184V68H179L178 67V69H179V71L178 70H176V73H177V71H178V74H179V72H180V74L181 75H183V77H184V74L183 73H188L189 71H188ZM229 68V67H228ZM236 68H237V66H236ZM176 69H177V67H176ZM230 69V68H229ZM71 70V71H70ZM164 70V69H163ZM231 70H234V66H233V69H230V71ZM116 71V70H115ZM114 71V72H115ZM188 71V72H187ZM214 71V70H213ZM113 72V73H114ZM163 72V71H162ZM85 73V74H84ZM89 73H91V72H89ZM116 73V72H115ZM115 73L112 75V77L115 75ZM119 73V72H118ZM185 73V74H186ZM210 73H212L211 71H210ZM213 73H215V72H213ZM212 73V74H213ZM83 74V75H82ZM134 74V73H133ZM178 74H176V75H178ZM189 74V73H188ZM188 74H186L187 76H189ZM211 74V75H212ZM217 74V73H216ZM229 74H230V72H229ZM61 75V77H59L61 80H62V78L63 77H66V79L68 80L67 82L65 81L64 82V84H61V82H60V80L57 78L58 76H60ZM117 75H119V74H117ZM132 75V74H131ZM136 75V74H135ZM180 75V76H181ZM185 75V76H186ZM208 75H210V74H208ZM218 75V74H217ZM63 76V77H62ZM137 76H139V75H137ZM70 77V76H69ZM85 77V78H86ZM144 77V76H143ZM182 76H181V78H182V81H183V78ZM216 76H212V78H214V79H216L215 78ZM10 78H12L11 77V75H8V76H6L4 79H2V80H0V92H4V90L6 89V88H8V86H9V84H10ZM84 78V79H85ZM91 78H93V77H91ZM186 78V77H185ZM43 79V78H42ZM83 79V80H84ZM87 79H85V80H87ZM144 79V78H143ZM41 80V79H40ZM63 80H65V79H63ZM62 80V81H63ZM80 80V81H81ZM112 81H113V79H111ZM212 80V79H211ZM97 81V80H96ZM111 81V82H112ZM151 81V83H149V86L150 85H155L159 80H157L156 78L155 79H153V80H150ZM216 81V80H215ZM218 81H219V79H218ZM227 81V80H226ZM24 81H20V83L19 84H22ZM70 82H72L71 80H70ZM88 82V81H87ZM98 82V81H97ZM192 82H194V81H192ZM191 82V83H192ZM229 82V81H228ZM227 82V84H226V86L225 87H222V88H220L219 87V89L218 90H211V89H209V90H206L208 93H207V95H208V97L210 98V100H216V99H227V100H229V101H231V102H228L226 105H225V107H224V110H222L221 112H220V114H218V115H216V118H214L215 120V122L216 123H218V124H220V126L223 128L222 129V131L223 130H225V132L223 133L222 131V134H221V132H220V142H224V140H226L225 141V143L226 142H228V141H230L229 139H228V141H227V139H225L226 137H225V134H231V133H234V132H236L235 131V129L234 128H232V127H226V122L228 121V119L229 118H232V117H236L237 116V114H238V112L240 111H245V110H248V109H250V105L251 104H253V103H255V102H259L260 101V99L262 100V98L259 96V95H257L256 93L254 94L253 93V91H252V89L248 86V87H244V88H240V87H238V86H236L237 85V83H236V85H233L232 83L230 84V83H228ZM230 82H232V81H230ZM37 83V82H36ZM35 83V84H36ZM66 83V84H65ZM68 83L69 84H71V85H68ZM99 83V82H98ZM113 83H115V82H113ZM190 83V84H191ZM26 84V83H25ZM38 84V83H37ZM97 84V85H96ZM196 83H193V85L194 86H196L195 85ZM225 84V83H224ZM262 84H264V82H262ZM8 85V86H7ZM23 85V84H22ZM34 85V84H33ZM89 86V87H88ZM119 86V89H121V86L120 85H118ZM152 86H150V87H152ZM191 86H192V84H191ZM74 87V88H73ZM102 86L100 85V88H101ZM176 87H177V85H176ZM179 87V86H178ZM30 88V87H29ZM108 87H106V89H107ZM113 88V87H112ZM254 88V87H253ZM105 89V88H104ZM104 89H103V91H104ZM105 89V90H106ZM109 89V88H108ZM101 90H102V88H101ZM140 90V89H139ZM138 90V91H139ZM47 91H50L51 92V96H50V100H45L44 99V97L42 98V94L43 93H45V92H47ZM127 91V90H126ZM143 91V90H142ZM168 91V90H167ZM204 91V90H203ZM134 92V91H133ZM47 94V93H46ZM139 94V93H138ZM138 94H136V93H134L133 94V96L131 97V99L133 100V99H135L136 98V96H138ZM146 94V93H145ZM238 94H243L244 96H245V100H243V101H239V102H237V104H236V106H235V108H233L232 109V102L233 101H235V96L236 95H238ZM95 95H97V96H95ZM131 95H132V93H131ZM262 95V94H261ZM15 96V95H14ZM48 96V95H47ZM46 96V97H47ZM104 97H105V95H104ZM139 97V96H138ZM148 97H150V95L148 96L147 94L146 95H144L143 96V100L145 101V102H147L148 103V105L150 106V111L152 112V114H153V112L155 113H157V114H155L156 116V120L157 121H164V119H165V115L163 114V111L166 109V106H167V103H165V101H161V100H159V102H156V103H150V99L148 98ZM262 97H264V96H262ZM106 98H108V97H106ZM105 98V99H106ZM119 98V97H118ZM118 98H115L114 97V99L112 100L111 99V101L110 100H107L108 102H106V101H104V99H103V101H104V103L102 102V104L103 105H100L101 106V108H99V109H96V108H94L95 110H94V112L97 110H99V112H101V114H99L98 115V113L99 112H97V113H91L92 115L91 116H97V117H102V113H104L102 110L103 109H105V108H103V107H108V106H110V103H111V105L113 104L115 107H114V111H119L120 110V101L119 100H121V99H119L118 100ZM3 99V98H2ZM116 99V100H115ZM142 98H141V96H140V100H141ZM148 99H149V101H148ZM4 100L5 101H7L6 99H3V102H4ZM11 100V99H10ZM63 100H66V102L64 103V102H62ZM90 100V101H91ZM147 100V101H146ZM54 102V103H51V102ZM90 101H87L88 103L87 104H89L90 103ZM98 101V102H99ZM135 102H137V101H139V99L136 101V100H134ZM144 101H142L141 100V102H144ZM110 102V103H109ZM109 103V104H108ZM131 104V103H130ZM136 104H138V103H136ZM76 105V104H75ZM86 105V104H85ZM107 105V106H106ZM129 105V104H128ZM132 105V104H131ZM84 106V105H83ZM94 106V105H93ZM122 106H123V104H122ZM139 107V106H138ZM138 107H137V109H138ZM98 108V107H97ZM122 108V107H121ZM135 108V107H134ZM28 109H30L31 111H33L34 113H35V115H33V117L31 116L30 118H28L24 113H25V111L26 110H28ZM93 109V108H92ZM117 109V110H116ZM141 109H142V107H141ZM107 110H108V108H107ZM251 110V109H250ZM29 111V110H28ZM105 111V113H106V110H104ZM249 111V110H248ZM148 112V111H147ZM201 112H203V111H201ZM33 113V114H34ZM104 113V114H105ZM37 114V115H36ZM64 114H66L67 116H65V117H63V118H61V116L62 115H64ZM115 113H113V115H114ZM146 114H148V113H146ZM202 114H204V112L203 113H201V115ZM107 115V114H106ZM199 115H200V113H199ZM36 118H35V117ZM111 116V115H110ZM120 116V115H119ZM148 116V115H147ZM113 117V116H112ZM127 117V116H126ZM35 118V119H34ZM213 118V117H212ZM30 119V120H29ZM98 121H97V120ZM154 120V119H153ZM33 121V122H32ZM191 121V120H190ZM29 122L30 123H33L32 125L31 124H29ZM113 122V123H112ZM126 123H127V125H128V127H129V129L128 130H125L127 127V125H126ZM135 123V124H134ZM149 123V122H148ZM131 124H132V126H131ZM28 125H31V129L29 130L28 129ZM37 125H39L38 127H37ZM214 125V124H213ZM217 125V124H216ZM109 126V125H108ZM122 126H125L126 128L124 129V127L122 128ZM36 127L39 129V127H41L40 129L41 130H36ZM199 127V126H198ZM197 127V128H198ZM201 128V130H202V126L200 127ZM176 127L174 126V127H172V130H170V131H176ZM185 128H183V130H184ZM204 129V128H203ZM258 130H259V128H257ZM261 129V128H260ZM61 131L62 132V130H68V132H66V133H68V134H66V139L65 140H62L63 138L60 136V134H57V132L59 133V131ZM103 130V131H102ZM200 130V129H199ZM198 130V131H199ZM205 130H207L206 132H207V134H206V132L205 131H203V133H205L207 136H205V138H199V137H201L200 136V134H202V132L201 133H199V135H196V139L194 140V139H190V137L188 136V134H187V136L185 137V135H183L181 138H179V140L177 141V143H176V147L178 146L179 147V156H177L178 154H175L176 156H175V158H176V160H182V159H185L184 161H186V165H188V164H193L195 167H196V169H197V166H201V164H202V161H203V159H204V157H203V159H202V154H201V152H202V148L203 147H207V145H208V142L212 139V136L210 135V134H213L212 132L210 133V131L209 130H211V129H206L205 128ZM212 130H214L213 128H212ZM240 130V129H239ZM257 130V131H258ZM102 131V132H101ZM133 131V133L134 132H136V133H138V134H140V137L141 138H139L138 136V138H131V140L127 143H122V139H121V135H123V137L122 138H124V135H127V133H129V132H132ZM260 131V130H259ZM65 132H63V134H65ZM194 132H196V131H194ZM105 133V131L102 133V134H104ZM136 133H134V134H136ZM198 132H196V134H197ZM134 134H132L133 136H135ZM172 134V133H171ZM170 134V135H171ZM62 135V134H61ZM129 135H130V133H129ZM137 135V134H136ZM197 136H199V137H197ZM211 136V137H210ZM29 137V138H28ZM63 137H65L64 135H63ZM154 137V136H153ZM188 137H189V139H188ZM60 138H61V140L62 141H65L66 143H68V144H72V147L71 148H69L68 149V151H66L65 153H63V154H58L57 152H55V149H54V147H55V145H54V143L56 142V140H57V142H59L60 141ZM105 138V137H104ZM27 139H29L28 141H29V143H28V145L30 146V147H36V151L34 152V153H32V154H26L27 152H26V145L24 144L26 141H27ZM99 139L101 140V141H99ZM202 139V140H201ZM59 140V141H58ZM113 140V139H112ZM188 140H190V142H188ZM192 141V142H191ZM189 143H191V144H189ZM63 144V143H62ZM94 144V146H93V148H95V146L97 145H95ZM230 144H231V142H230ZM229 144V145H230ZM232 144H234V143H232ZM231 144V145H232ZM257 144V143H256ZM255 144V145H256ZM112 145V144H111ZM167 141L166 140H164V142H162L161 143V148H163V147H168L169 146V144L167 145ZM230 145V146H231ZM235 145V144H234ZM258 145V144H257ZM66 146V145H65ZM113 146V145H112ZM229 146V147H230ZM68 147V146H67ZM177 147V148H178ZM234 147V146H233ZM255 147V146H254ZM98 148L99 147H96L94 150H95V152H96V150H97V153L99 154V150H98ZM210 148V147H209ZM208 148V151L207 150H205V151H207L206 153H205V161L206 160H208V161H215V159H218V158H220V157H226L227 155L226 154H228V155H230V153H224V151L223 150H221V151H218L217 152V154H215L212 150H210ZM228 148V147H227ZM226 148V149H227ZM256 148H258V154H257V156L255 157V156H253V157H255V159L257 160V161H259V162H261L262 163V165H264V143H262V144H260V145H258V147H256ZM111 149V148H110ZM207 149V148H206ZM204 150H203V152H204ZM229 150H230V148H229ZM252 149H251V146L249 147L248 146V144L247 143H244V144H240V145H238V150H236V152H232V154L230 155V157H232V162H231V170L226 174V177H225V183H227L228 185H231V184H229V183H231V182H237V184L239 183V182H241L242 181V178H243V175H244V173H243V171H242V168L243 167H241V164H243L245 161H246V158H247V156L251 153L250 151H251ZM253 150H254V148H253ZM223 151V152H222ZM255 151V150H254ZM80 152H83V154H80L79 155V153ZM220 152V153H219ZM110 153V154H109ZM102 154V153H101ZM105 154V153H104ZM79 155V156H78ZM100 155V154H99ZM103 155V154H102ZM127 155V156H126ZM200 155H202V156H200ZM179 157V158H178ZM105 158V157H104ZM227 158V157H226ZM96 159H98V158H96ZM85 161H87V160H85ZM84 160H83V164H85L84 162H85ZM173 161V160H172ZM88 162V161H87ZM86 162V163H87ZM174 162V161H173ZM207 162V161H206ZM251 163H253V162H251ZM81 164V165H80ZM173 164H175V163H173ZM19 165V166H18ZM86 165H88V163L86 164ZM93 165V163L91 164V166L90 165H88V166H90V167H93L92 166ZM140 165H142V166H140ZM149 166H151V168L150 169H152L153 168V165H149ZM246 166V165H245ZM252 166V165H251ZM82 167H83V165H82ZM87 167V166H86ZM203 167H206V165H204V166H201L200 168H202L203 169V171L205 172V179H202V178H196L197 180L198 179H200L199 181H196V180H193V182H191V181H189V183H187L186 181H185V179L184 180H182L181 179V182L183 183V181H185L186 183H187V186H186V183L184 182V184H183V186L185 185V187H187V189H188V192H187V190L186 189H184V191L185 192H187V194H186V196H187V200L185 201V202H183V203H178L179 201H177L176 202V204H179L180 206H178V205H176V206H178L177 207V211H175L176 212V215H174V216H176V218H174L173 216H172V218L173 219H175V221L176 220H179V219H184V220H186V222H187V224H188V231H187V227H186V229H184L185 227H183V230H182V228H181V226H180V229H181V231H179L180 229H179V227L176 229L175 228V225L172 223H170V222H167L165 219H162V217L164 216H162V214H161V221L159 220L160 218H157V220H155V222L156 221H158L159 220V223H161L160 225V227L164 230L163 232H166V233H164V234H166L165 236H167V237H169L168 238V241L169 242H167L166 243V239H164L165 241V243L166 244H163L162 243V246H161V248H165L166 246H169V245H174L175 247L177 246V248H175V249H178V246L180 245V243H179V240L181 239V241L180 242H183V240L184 239H186V240H184L185 242H183L184 243V245L183 246H181V247H179V249H178V251H176V252H173L172 253V255H169V256H164V255H161V254H159V253H157V252H155V251H153L155 248L154 247H156L155 246V242H154V240L150 237V235H148V234H145V233H143L142 231H141V233H143L142 235H138V236H136V234L135 233H132V234H135L134 236H136L135 238H134V240H135V242H136V246H135V249H132V247H129L128 245L130 244L128 241V237H127V234H131V232L130 231H135V228H136V226H137V228L136 229H138L139 227L141 228V224H144L145 222L147 223V225L149 224L148 222H150L149 220H151V217L147 220V221H145L146 219H144V221L145 222H143V220H142V218H140V217H142V216H140L142 213L141 212H143L144 210H145V207H144V204L143 203H141V201L139 202V204L141 203L142 205L141 206H143L142 208L143 209H141L140 210V208H138L137 210H139L140 211V214H138V215H136V213H138L137 211H135V209L133 208L134 207V201H136V200H133L134 198H132V208L131 209H128L127 210V216L128 217H133V219H134V217L135 216H137V218H136V220L135 221H137V219L139 220L138 222H139V224L141 225H139L138 223H137V225L135 224L136 222L134 221V222H132V224H131V222H130V224H128L127 223V225L125 226V232L123 231L124 229L123 228H121V229H123L122 231H121V229H119V231L118 232H120L121 231V233L122 234H124V233H126L127 232V234H126V236H124V237H127V238H124L125 239V242H127V245L125 246V248H124V250L123 251H119V250H106V251H104V254H103V257L101 258V260L99 261V262H97V263H95V264H140V263H142V264H163V263H165V262H167V261H169L168 263H171L170 261H172L173 260V264H175V262L178 264V262H182V261H190L191 260V256H192V253H193V255L195 254V251L194 252H191L192 250H193V248L194 247H196V245L194 246V244L192 245V243L194 242H196V237L199 235V233L201 232V230L205 227V228H207V229H209L207 226H205V224H207V225H210V230L209 231H212V229L214 230L213 232H217V231H215L216 229L218 230V229H220V228H229L230 227V229L232 228L231 226L233 225V224H235V221H236V223H238V222H240V223H242L241 221V215L240 214H238V218H237V220H236V216H234L233 218H230V217H228V218H230L229 220H228V218H225L227 221H225V219L224 220H222V218L219 216V214L218 213H214V214H211L208 218H207V215H206V218L207 219H203L204 217H203V207L202 206H199V205H196L197 203H196V201H198V197H197V195H196V188L197 187H199V185H197V184H194V181H196V183H198V184H203L202 185V188H203V192H206V194L208 195V193H209V195L211 196V198H210V200H213L214 199V201H213V203H212V205L215 203V205L217 204V203H220L219 201L222 199V197L224 196V199L226 198L225 197V195H223L222 196V194H224V192H226V190L222 193L221 191H223L220 187L218 188L217 186H212V185H215V184H213V182L211 181L210 182V180H209V182L210 183H212V185L208 182V178L212 175V171L211 170H206V168L204 169ZM254 167V166H253ZM149 168V167H148ZM199 168V169H200ZM23 169H25V168H23ZM158 169H159V173L161 174V175H157V173H156V178L157 179H155V181H154V185L156 186V188L157 189H162L163 191H169V190H171L170 188L173 186V184H175L174 182H175V180H176V177L174 178V175H175V170H174V167H173V165H172V163H171V161L170 160H168L167 159V162H165V164L162 166V167H158ZM207 169H209V168H207ZM189 171V170H188ZM191 171V170H190ZM188 172V173H190L191 174V172ZM201 171V170H200ZM199 171V172H200ZM84 172H86V170L84 171ZM217 172H219V171H217ZM222 172V171H221ZM152 173V172H151ZM61 174H59V175H61ZM148 174V173H147ZM186 174V173H185ZM79 175V174H78ZM152 175H154V174H152ZM246 175L248 176V177H251V176H253V178H254V176H256L259 180H257L258 182L262 179V181H264V166H262V168L261 169H258V170H255V171H253L252 173H246ZM80 176V175H79ZM155 176V175H154ZM222 176V175H221ZM76 177H78V176H76ZM152 178V180H153V178H155V177H151ZM204 178V177H203ZM222 178H223V176H222ZM18 179V180H17ZM76 179V178H75ZM74 179V180H75ZM179 180H180V178H178ZM202 179V180H201ZM144 180V179H143ZM148 180V179H147ZM152 180H148V182L149 181H152ZM72 181V180H71ZM89 181V180H88ZM136 181V182H135ZM145 181V180H144ZM201 181V183H199ZM87 182V181H86ZM98 182V181H97ZM90 182H88L87 184H89ZM94 183V182H93ZM149 183H152V182H149ZM176 183H178V181H176ZM244 185H248V184H245L244 182H242ZM24 184V183H23ZM146 184H147V182H146ZM178 184H180V181H179V183ZM241 184V183H240ZM250 184V183H249ZM15 187H14V186ZM64 185V186H63ZM67 185H68V183H67ZM67 185H66V187H67ZM90 185H92V184H89L88 185V187L90 186ZM149 185H151V184H149ZM23 186V185H22ZM21 186V187H22ZM111 186V185H110ZM124 186V187H125ZM246 186H243L242 188V190H241V188H240V190L238 189H232L230 192H226V194L228 193V194H230L231 192H233V191H235V192H233V193H231L230 195H231V201H234L233 199H235V198H238V197H240V198H243L242 200V208L244 209V204H245V201L247 200V198H249L250 199V197H252V195L255 193V192H257V191H259V193H260V191H264V186H260V187H257L255 190H253V192H251V191H249V189H247L248 190V193H247V190H245L244 192H243V190L245 189V187ZM73 187V186H72ZM91 187V186H90ZM127 187H125V188H127ZM142 187V188H141ZM179 187V186H178ZM248 187V186H247ZM20 188V187H19ZM91 188H93V187H91ZM147 188V187H146ZM151 188V187H150ZM164 188H167L166 190L164 189ZM183 188V187H182ZM235 188V187H234ZM236 188H238V187H236ZM12 189V188H11ZM67 189V188H66ZM71 189V188H70ZM149 189V188H148ZM147 189V190H148ZM201 188L199 187L198 188V191L200 190ZM218 189V190H217ZM252 189V188H251ZM250 189V190H251ZM86 190H88V189H86ZM146 190V189H145ZM156 190V189H155ZM158 190V191H159ZM162 190H160V193H161V191ZM219 190H221V191H219ZM16 191V190H15ZM67 191V192H68ZM70 191H71V193H70ZM79 191H78V193H79ZM109 191V190H108ZM107 191V192H108ZM119 191V190H118ZM122 191V190H121ZM128 191V190H127ZM133 191V190H132ZM175 192H177V190H174ZM173 191V192H174ZM184 191H182V192H184ZM86 191H84V193H85ZM120 192V191H119ZM123 192H124V190H123ZM136 193H137V191H135ZM146 193H150L151 191L150 190H148V192L147 191H145ZM152 192H153V190H152ZM201 192V191H200ZM220 192V195L218 196V193ZM11 193V192H10ZM87 193V192H86ZM133 193V192H132ZM169 193V192H168ZM243 193H246V194H248L247 196H249V197H247L246 196V194H244L245 196L243 197L242 195H243ZM251 193V196L249 195ZM258 193V194H259ZM262 193V192H261ZM24 194V193H23ZM117 194V196H115ZM144 194V193H143ZM156 194V193H155ZM155 194H154V196H155ZM159 194V193H158ZM162 194V193H161ZM185 194V193H184ZM216 194H217V196H216ZM13 195V194H12ZM80 195V194H79ZM134 195V194H133ZM136 195V194H135ZM146 195V194H145ZM151 195H153L152 193H151ZM214 197H213V196ZM52 196V197H51ZM96 196V197H95ZM147 196V195H146ZM161 196V195H160ZM181 196V195H180ZM197 198H196V197ZM259 196H260V194H259ZM6 197H8V198H6ZM21 197H23V196H21L20 195V197L19 198H21ZM50 197V198H49ZM89 197V196H88ZM119 197V198H118ZM120 197H121V199H120ZM130 197V196H129ZM159 197V196H158ZM162 197V196H161ZM233 197V198H232ZM254 197V196H253ZM261 197V199H262V201H264V198H262V197H264V196H260ZM10 198H11V196H10ZM17 198H18V196H17ZM67 198V199H66ZM150 198V197H149ZM196 198V200H195V202H193L194 201V199ZM216 198H218L217 200H216ZM256 198V197H255ZM56 198L54 197V201L56 202V200H55ZM80 199V198H79ZM84 199H85V196H84ZM83 199V200H84ZM128 197H127V201H128ZM158 199H160V198H158ZM162 199V198H161ZM230 199H228V197H227V199L225 200V203L229 206V201H230ZM258 199V198H257ZM53 200V199H52ZM64 200H63V203H64ZM149 200V199H148ZM209 200V202H211ZM228 200V201H227ZM10 201V200H9ZM73 201H74V203H73ZM86 201H89V198H87V196H86ZM125 201H126V199H125ZM126 201V202H127ZM129 201L131 202V200L129 199ZM147 201V200H146ZM145 201V202H146ZM160 201H162V200H159L158 201V203L160 202ZM216 201V202H215ZM218 201V202H217ZM227 201V202H226ZM230 201V203L231 204H233L234 205V202L232 203ZM238 201V200H237ZM250 201V200H249ZM15 202H17V201H15ZM34 202L36 203L35 205H34ZM121 202L123 203V204H121ZM130 202H127L129 205H130ZM136 202H138V201H136ZM142 202H144V201H142ZM150 202V201H149ZM221 202H222V200H221ZM224 202V201H223ZM256 203H258L257 201H255ZM261 202V201H260ZM18 203H20V202H18ZM62 203V204H63ZM79 203V202H78ZM94 203V202H93ZM127 203H125V204H127ZM147 203H148V201H147ZM161 203H163V201L161 202ZM160 203V204H161ZM195 203V204H194ZM203 203V202H202ZM224 203V204H225ZM241 203V202H240ZM255 203V204H256ZM57 204L58 203H54V208L53 207H51V208H53V210H55V207L57 206ZM61 204V205H62ZM65 204V203H64ZM63 204V205H64ZM136 205H137V203H135ZM138 204V205H139ZM149 204V203H148ZM230 204V205H231ZM56 205V206H55ZM60 204L58 205V206H60V207H62ZM89 205V204H88ZM102 205V206H101ZM208 205V204H207ZM211 205V206H212ZM259 205V204H258ZM16 206V205H15ZM17 206H18V204H17ZM58 206L56 207V208H58ZM66 206H67V204H66ZM91 206H92V208H91ZM101 206V207H100ZM148 206H150V204L148 205ZM217 206V205H216ZM221 206V205H220ZM68 207H70V205L68 206ZM123 207V206H122ZM126 207H128V206H126ZM130 207V206H129ZM138 207V206H137ZM204 207H206V206H204ZM230 207V206H229ZM36 208V207H35ZM34 208V209H35ZM50 208V207H49ZM49 208H47L48 210H49ZM51 208H50V210L48 211V210H44L43 209V207H42V209L43 210H40L38 213H37V211H35V212H33V213H37V214H33V216H32V211L30 212V210H29V208H26V209H24V210H22L23 211V214L25 215V220H27L26 218H28L29 217V219H30V217H33V218H31L32 220H33V222H32V220L30 219V221H31V223L29 222V221H27L25 224L26 225H28V224H31L30 225V227L28 228V229H30V230H28L29 231V234H30V236H33L36 232H38L39 230H42V228H45V226L47 225V223H50V225H51V223L52 222H55V221H57L56 219L59 217V214H58V216L56 217V215H55V213H54V211L52 210L51 211ZM89 208H87L86 209V211L89 209ZM111 208V209H110ZM124 208H125V206H124ZM147 208V207H146ZM208 208V206L206 207V209ZM212 208V207H211ZM223 208V207H222ZM241 208V209H242ZM249 208V207H248ZM15 209V208H14ZM59 209V208H58ZM89 209V210H90ZM98 210L99 212V216H98V218L100 217V222L103 220V217H101V214H103V212H101V210ZM150 209H151V206H150ZM205 209V210H206ZM213 209V208H212ZM221 209V207H218V210H220ZM236 209V208H235ZM234 209V210H235ZM238 209V208H237ZM253 209V208H252ZM16 210H17V208H16ZM16 210H14V211H16ZM57 210V209H56ZM55 210V211H56ZM210 210V209H209ZM218 210H217V212H218ZM224 210H226V207H225V209ZM245 210V209H244ZM13 211V210H12ZM12 211H11V213H12ZM94 211H93V213H94ZM107 211V210H106ZM106 211H104V212H106ZM153 211V210H152ZM207 211V210H206ZM221 211V210H220ZM227 211V210H226ZM249 212L248 213H254V211L253 212H250V210H248ZM17 213H18V211H16ZM90 212H92L91 210H90ZM90 212H88V214H90ZM107 212H109V211H107ZM107 212H106V215H107ZM117 212H119V211H117ZM117 212H116V214H117ZM151 211H149V212H146V213H144L145 214V216L147 217V213H148V216H151V214L149 215V213H150ZM232 212V211H231ZM235 212V211H234ZM125 213H126V211H125ZM205 213V212H204ZM221 213V212H220ZM227 213V212H226ZM57 214V213H56ZM70 214H72V212L70 213ZM70 214H68V216H70L71 217V215ZM80 213H78V214H76V215H79ZM143 214V215H144ZM175 214V213H174ZM207 214V213H206ZM209 214V213H208ZM223 214H225V211H223ZM24 215H22V216H24ZM85 215V214H84ZM94 215V214H93ZM104 215H105V213H104ZM113 215H115V214H112V216ZM122 215V214H121ZM125 215V214H124ZM135 215V216H134ZM248 215V218L250 217V216H254V214H252V215H249V214H247ZM246 215V216H247ZM7 216V217H6ZM21 216V217H22ZM61 216V215H60ZM72 216H73V214H72ZM96 216V215H95ZM123 216V215H122ZM127 216H125V217H127ZM158 216V215H157ZM62 217H65V214H64V216H62ZM67 217V216H66ZM65 217V218H66ZM86 217V216H85ZM84 216L83 217H81V219L79 220V221H81L82 222V220H83V218H85ZM94 217V216H93ZM141 219V221H142V223H140V219ZM144 217V216H143ZM159 217H160V215H159ZM245 217V216H244ZM64 218V219H65ZM72 218V217H71ZM97 218V217H96ZM105 218V217H104ZM107 218V217H106ZM110 218V217H109ZM120 218V217H119ZM248 218H247V220H248ZM264 219V216H260V219ZM12 219V218H11ZM23 219V218H22ZM67 219H69V218H67ZM66 219V220H67ZM91 219L92 218H90V222H91ZM93 219H95V218H93ZM102 219V220H101ZM154 219V218H153ZM156 219V218H155ZM232 219H235V220H233L232 221ZM240 219V220H239ZM242 219H243V217H242ZM24 220V219H23ZM62 220V219H61ZM66 220H65V222H66ZM78 220V219H77ZM96 220V219H95ZM99 220V219H98ZM126 220H128L127 218H126ZM167 220H169L168 219V217H167ZM239 220V221H238ZM253 220V222L252 221H250V219H249V221L251 222V224H249V225H251V227H250V231H249V235L247 236V237H244V238H242L241 239V243L237 246V247H235V249L234 250H232V251H229V252H221V259L219 260V262L217 263V264H264V224H262V223H264V222H262V223H260L261 221H255L256 219H252ZM89 222L88 221V217L86 218V219H84V221L83 222ZM107 221V220H106ZM125 221V220H124ZM123 221V222H124ZM152 221H154V220H152ZM238 221V222H237ZM8 222V223H7ZM67 222H68V220H67ZM155 222H153V224L155 223ZM245 222H247V221H245ZM14 223L15 222H13L12 224L14 225ZM23 223V222H22ZM56 223V222H55ZM54 223V224H55ZM59 223V220L57 221V224ZM76 223H77V221H76ZM122 223V222H121ZM145 223V224H146ZM240 223H239V226H240ZM20 224H21V222H20ZM20 224H18L19 226H20ZM54 224H52V225H54ZM89 224V223H88ZM90 224H93V223H90ZM107 224V223H106ZM134 224V225H133ZM143 225V226H146V225ZM153 224L152 225H148L149 227H142V228H144V229H150L149 231H151V233H152V230H153V228L151 227V226H153ZM155 224H157V222L155 223ZM186 224V225H187ZM243 224V223H242ZM242 224H241V226H242ZM16 225V224H15ZM25 225V226H26ZM79 224L77 223V226H78ZM121 225V224H120ZM159 224H157V226H158ZM238 225V224H237ZM55 226V225H54ZM80 226V225H79ZM139 226V227H138ZM244 226V225H243ZM11 227V228H10ZM18 226L16 225V229L18 230V228H20V227H18ZM62 227H64V226H62ZM122 227V226H121ZM177 227V226H176ZM246 226H244V228H245ZM66 228H68V226H66ZM70 228H72V229H65L64 228V230L62 231L61 229V231H62V234L60 233V232H58V234H60V236H63V238L64 239H68V238H77V236H76V232L74 233V230L75 229H77L78 231L80 230V227L78 228V227H70ZM73 228H75L74 230H73ZM85 228V227H84ZM83 227L81 228V230H80V232H78V234L80 235V234H83L82 236H84L85 235V237L87 238V235L90 237H92L93 235H90L91 233H92V231L91 230H89V229H84ZM204 228V229H205ZM212 228V229H211ZM5 229H7V230H5ZM15 229V232L17 231ZM23 229V228H22ZM107 229V228H106ZM143 229V230H144ZM176 229V230H175ZM245 229H247V228H245ZM8 231L7 233L5 232V231ZM44 230V229H43ZM42 230V231H43ZM71 230V231H70ZM109 230V229H108ZM108 230H106V231H108ZM142 230V229H141ZM147 230V231H148ZM166 230H169V231H172V232H167ZM178 230V231H177ZM232 230V229H231ZM6 233H4V232ZM14 231V230H13ZM22 231L23 230H20L19 232H21L20 234H22ZM104 231V230H103ZM175 231H177V232H175ZM207 231V230H206ZM205 231V232H206ZM233 231V230H232ZM41 232V231H40ZM88 232H90V234H88ZM102 232V231H101ZM128 232H130V233H128ZM159 232H160V230H159ZM204 232V233H205ZM13 233V232H12ZM104 234H106V232H103ZM102 233V235H103V237H104V234ZM108 234V236H109V238L108 237H106V238H108V240L109 239H114L115 238V240H117L119 237L118 236H120L121 235V233H119V235L118 234H115V235H113V236H115L114 238H112L111 237V234H110V232H107ZM138 233H139V231H138ZM149 233V232H148ZM161 233V232H160ZM170 233V234H169ZM171 233H174V234H172L171 235ZM187 233V234H186ZM189 233V234H188ZM214 233V234H215ZM57 234V235H58ZM98 234V233H97ZM101 233H99V235H100ZM112 234H113V231H112ZM129 235V236H133V235ZM169 234V235H168ZM176 234V235H175ZM1 235V234H0ZM102 235H101V237H102ZM118 235V236H117ZM156 235V233L154 234V236ZM162 235V234H161ZM211 235V234H210ZM212 235H213V233H212ZM59 236V235H58ZM59 236V237H60ZM133 236V237H134ZM152 236V235H151ZM158 236V235H157ZM156 236V237H157ZM172 236V237H171ZM185 236H187V237H185ZM214 236V235H213ZM237 236H239V233H238V235ZM236 236V237H237ZM3 237V236H2ZM24 237V236H23ZM26 237V236H25ZM59 237H55V238H58V239H60L61 241L63 240L62 238H59ZM85 237H82V239L84 238L85 239ZM100 237V236H99ZM111 237V238H110ZM117 237V238H116ZM121 238H123L122 236H120ZM159 237H160V235H159ZM163 237H164V235H163ZM162 237V238H163ZM185 237V238H184ZM189 237V238H188ZM199 237V236H198ZM1 238V237H0ZM17 238H18V235H17ZM78 238H80L79 236H78ZM94 238V237H93ZM129 238H131V237H129ZM164 238H166V237H164ZM171 238V239H170ZM184 238V239H183ZM188 238V239H187ZM195 238V239H194ZM2 239V238H1ZM1 239H0V241H1ZM37 239V238H36ZM57 239V240H58ZM81 238H80V242L82 243V245L83 244H85L83 241H81L82 240ZM90 239V238H89ZM202 239V238H201ZM204 239V238H203ZM20 240H21V238H20ZM24 240V239H23ZM31 239H29V241H30ZM56 240V239H55ZM78 240V239H77ZM86 240V239H85ZM128 240V241H127ZM189 240V241H188ZM195 240V241H194ZM198 240V239H197ZM204 240H206V239H204ZM225 240V239H224ZM17 241V240H16ZM34 241H37V240H34ZM112 241H114V240H112ZM160 241V240H159ZM32 242V241H31ZM31 242H30V244H31ZM79 242V243H80ZM109 242H110V240H109ZM108 242V243H109ZM162 242V241H161ZM200 242V241H199ZM224 242V241H223ZM20 243V242H19ZM34 243V242H33ZM59 243H61V242H59ZM79 243H77V245L79 244ZM107 243V242H106ZM107 243V244H108ZM115 243V242H114ZM129 243V244H128ZM178 243V244H177ZM198 243V242H197ZM196 243V244H197ZM206 243V242H205ZM39 244H41V240L39 241ZM76 244V243H75ZM123 244H125V243H123ZM182 244V243H181ZM203 244H204V242H203ZM27 245H29L28 243H27ZM33 245V244H32ZM36 245V244H35ZM60 245V244H59ZM119 245V244H118ZM163 245H166V246H164L163 247ZM192 245V246H191ZM209 245V244H208ZM24 246V245H23ZM38 246H40V245H38ZM76 246V245H75ZM79 246V245H78ZM84 246V245H83ZM85 246H87V244H85ZM104 246H106V244L104 245ZM103 246V247H104ZM123 246V245H122ZM190 246H191V250H190ZM210 246V245H209ZM42 247V246H41ZM43 247H46V249H47V251H50V249L52 248V247H50V245H47V246H43ZM117 247H119V246H117ZM159 247V246H158ZM157 247V248H158ZM228 247V246H227ZM230 247V246H229ZM232 247V246H231ZM24 248V247H23ZM83 250H82V249ZM79 247L78 249H81V251L79 252L80 254H81V257L84 255V251H85V249L84 248H86V247ZM102 248V247H101ZM169 248V247H168ZM223 248H226V247H223ZM2 249V250H1ZM29 248H27V250H28ZM30 249H32L31 250V252H35L34 250H35V247H32V248H30ZM87 249H88V251L87 252H90L91 250L87 247ZM148 249H149V252H147L148 251ZM163 249H162V251H163ZM171 249V248H170ZM174 249V250H175ZM16 250V249H15ZM12 247H6V248H0V251H3V253H4V255H3V257L1 256L0 257V264H37L38 262H43L44 264H76V263H78V258L77 257H75V256H77L79 253H77V252H75V256L74 255H71L69 258H68V260H63L64 262H62V261H54V260H56V259H52V260H50V259H48V258H46V259H44V260H41V261H39L38 260V258H37V260H36V257L33 259H29L28 258V256H27V258H24V257H17V255L16 254H20V253H18V250H16L15 251ZM70 250V249H69ZM90 250V251H89ZM194 250H196V248L194 249ZM21 251V250H20ZM83 251V252H82ZM171 251V250H170ZM173 251V250H172ZM171 251V252H172ZM29 252V251H28ZM82 252V253H81ZM87 252L85 253V255L84 256H86V254H87ZM142 252L144 253V252H146L143 256H142ZM165 252V251H164ZM190 252H191V255H190ZM27 253V252H26ZM63 253V252H62ZM197 253V252H196ZM30 254V253H29ZM35 254V253H34ZM83 254V255H82ZM91 254H93V252H91ZM91 254H87V258L90 256L91 257ZM21 255V254H20ZM27 255H28V253H27ZM165 255H168V254H165ZM24 256V255H23ZM64 256V255H63ZM98 256V255H97ZM195 256V255H194ZM193 256V257H194ZM219 256V255H218ZM17 257V259H15ZM26 257V256H25ZM86 257H85V259H84V257H82V259L84 260V261H81V258H80V260L79 261H81V262H79L78 264H82V263H86V261L85 260H87L86 259ZM95 257V256H94ZM196 257V256H195ZM21 258H23L22 259V261H19L18 259H20L21 260ZM65 258V257H64ZM63 259V258H62ZM95 261H97V260H95ZM46 262V263H45ZM184 262V263H185ZM168 263H165V264H168ZM186 263H188V262H186ZM196 263V262H195ZM172 264V263H171ZM200 264V263H199Z\"/></svg>", "mask_w": 264, "mask_h": 264}]
</instances>
